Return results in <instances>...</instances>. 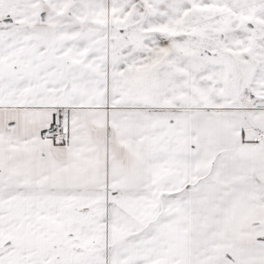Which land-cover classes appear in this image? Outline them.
Here are the masks:
<instances>
[{
	"label": "snow or ice",
	"instance_id": "1",
	"mask_svg": "<svg viewBox=\"0 0 264 264\" xmlns=\"http://www.w3.org/2000/svg\"><path fill=\"white\" fill-rule=\"evenodd\" d=\"M0 264H264V0H0Z\"/></svg>",
	"mask_w": 264,
	"mask_h": 264
}]
</instances>
